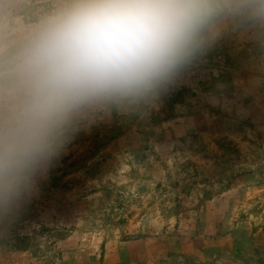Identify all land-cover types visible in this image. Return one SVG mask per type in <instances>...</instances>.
Listing matches in <instances>:
<instances>
[{
	"label": "rangeland",
	"instance_id": "rangeland-1",
	"mask_svg": "<svg viewBox=\"0 0 264 264\" xmlns=\"http://www.w3.org/2000/svg\"><path fill=\"white\" fill-rule=\"evenodd\" d=\"M51 0H0V36ZM0 264H264V38L227 29L172 84L73 133L0 218Z\"/></svg>",
	"mask_w": 264,
	"mask_h": 264
},
{
	"label": "clouds",
	"instance_id": "clouds-1",
	"mask_svg": "<svg viewBox=\"0 0 264 264\" xmlns=\"http://www.w3.org/2000/svg\"><path fill=\"white\" fill-rule=\"evenodd\" d=\"M229 28L264 38V0H51L0 36V218L84 122L147 103Z\"/></svg>",
	"mask_w": 264,
	"mask_h": 264
}]
</instances>
